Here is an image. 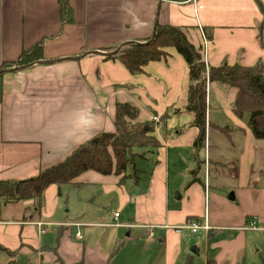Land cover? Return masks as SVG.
<instances>
[{"label": "crops", "instance_id": "0c3cea01", "mask_svg": "<svg viewBox=\"0 0 264 264\" xmlns=\"http://www.w3.org/2000/svg\"><path fill=\"white\" fill-rule=\"evenodd\" d=\"M258 2L0 0V65L36 45L41 61L53 62L3 74L0 182L35 177L95 136L114 132L116 104L136 107L137 122L170 115L152 133L160 147L143 148L145 157L135 159L137 180L89 171L67 185L99 186L94 191L117 204L110 214L83 204L63 218L57 211L62 186L50 185L40 211L35 200H0V247H20L37 264H60L58 258L64 264H264V141L254 138L247 113H233L235 91L207 84L210 127L195 152L198 130L190 127L193 114L183 112L188 68L173 48L136 75L118 60L76 59L145 40L157 19L185 28L207 67L264 63V0ZM195 156L201 165L192 175ZM125 182L133 186L127 190ZM192 220L210 231L189 234L183 228Z\"/></svg>", "mask_w": 264, "mask_h": 264}, {"label": "trees", "instance_id": "16d2710c", "mask_svg": "<svg viewBox=\"0 0 264 264\" xmlns=\"http://www.w3.org/2000/svg\"><path fill=\"white\" fill-rule=\"evenodd\" d=\"M173 3H186L191 0H163ZM258 2V0H256ZM259 3V2H258ZM205 39H211L207 29L202 28ZM155 38L149 45L125 44L120 51L108 60H118L126 70L132 74H140L150 62L165 59L168 54L166 49L173 48L185 61L188 68L187 103L183 112L193 114L190 127L198 130V135L192 143L195 152L204 148L207 123V92L209 83H219L235 90L233 100V113L241 117L249 115L248 127L257 141H264V63L251 67L239 64L227 65L223 62L216 67H207L202 56V49L196 48L188 39L186 29L178 26L161 25L155 27ZM151 37L136 43L148 42ZM116 47L104 49V52H113ZM43 60L42 47L36 45L24 51L15 62H2L0 71L14 67H21L32 62ZM2 77L0 74V102L2 101ZM165 113L158 121L137 122L138 109L130 104H116L114 132L101 133L85 142L72 152L61 163L43 169L35 177L17 182H0V200L25 201L35 200L37 209L42 207L43 193L50 185L58 188L63 185L75 184L74 179L92 171L102 176H118L127 171L128 165L132 166L131 176L137 180L139 172L135 165L137 157L145 154L134 153V148L148 149L155 152L160 147V142L152 136L157 125L165 124L169 118ZM112 153V156L110 154ZM113 158V160H112ZM196 169L191 173L196 175L201 163L195 156ZM125 175V174H124ZM14 264V252L2 247ZM56 254V248L53 249ZM57 261L64 264L59 258ZM74 264H85L83 261Z\"/></svg>", "mask_w": 264, "mask_h": 264}, {"label": "rangeland", "instance_id": "374dc122", "mask_svg": "<svg viewBox=\"0 0 264 264\" xmlns=\"http://www.w3.org/2000/svg\"><path fill=\"white\" fill-rule=\"evenodd\" d=\"M233 92L235 91L233 88L226 87ZM144 150L143 148H134V153H141V151ZM111 156L112 153L110 152ZM113 160V158H112ZM136 162V161H135ZM134 162V165H135ZM136 167V166H135ZM264 169V166L261 168ZM132 166L128 165L126 173H124L127 177L129 174H131ZM120 174L117 177L119 178L120 182L124 180L125 175ZM128 179H126L127 181ZM128 183V181H127ZM122 183L121 185H123ZM126 185V182L125 184ZM132 184H127L126 188L127 190L130 189ZM133 186V185H132ZM95 189H98L99 186H92ZM62 188V196L59 198V203L57 207V211L59 216L63 218H70L75 216L76 212L79 211V209L82 208L83 204L84 207H88L89 205L93 204V207L96 210H99L100 213L103 215L110 214L115 208H117V204H114V199L112 200L109 197H105L102 193L95 192L93 188L87 186L80 189H75L72 187H67V185H64ZM94 197V200H91V198ZM116 201V200H115ZM37 204V202L35 201ZM114 204V205H113ZM68 211V213L66 212ZM44 230V229H43ZM110 230V229H105ZM14 264H37V258L36 255L33 254L28 255L24 254V252L19 247L18 250L14 251ZM11 258H9L4 252L0 251V264H8Z\"/></svg>", "mask_w": 264, "mask_h": 264}, {"label": "water", "instance_id": "95a60500", "mask_svg": "<svg viewBox=\"0 0 264 264\" xmlns=\"http://www.w3.org/2000/svg\"><path fill=\"white\" fill-rule=\"evenodd\" d=\"M162 0H159V5L161 3ZM157 25V19L155 20V23H154V27H153V31H152V36H151V39L148 41V42H145V43H133V42H126L124 44H121L120 46H118L113 52H89L88 54L84 55V56H81L80 58H76V59H81L85 56H88V55H96V56H100V57H103V58H107V57H110V56H113V55H116L120 49L125 45V44H135V45H149L153 42L154 38H155V27ZM53 62H50V61H36V62H32L30 64H27L25 66H21V67H14V68H10V69H7V70H4V71H0V74H9V73H15V72H20V71H24V70H27V69H30L34 66H38V65H47V64H51ZM228 199L229 200H233V193H230L229 196H228ZM191 252L195 253V250H191Z\"/></svg>", "mask_w": 264, "mask_h": 264}, {"label": "built area", "instance_id": "2783aa9c", "mask_svg": "<svg viewBox=\"0 0 264 264\" xmlns=\"http://www.w3.org/2000/svg\"><path fill=\"white\" fill-rule=\"evenodd\" d=\"M202 35H203V33H202ZM157 120L158 119L156 117L153 118V121H157ZM117 217H118V214L117 213L114 214V223H116ZM113 225L114 226H119L118 224H113ZM38 227L40 229V232L41 233H44L43 224L39 223L38 224ZM183 229H185L186 231H188L189 234H197L200 231L208 232V231H210L211 228L208 226V224L206 222L204 224H202L199 221L192 220V221L188 222ZM181 230L182 229H177L176 231L180 232ZM76 238L77 239H80L81 238V234L79 232L76 234Z\"/></svg>", "mask_w": 264, "mask_h": 264}]
</instances>
